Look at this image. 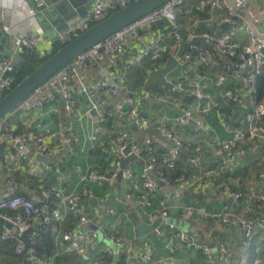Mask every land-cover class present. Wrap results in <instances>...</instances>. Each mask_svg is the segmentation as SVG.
<instances>
[{
	"label": "built area",
	"instance_id": "1",
	"mask_svg": "<svg viewBox=\"0 0 264 264\" xmlns=\"http://www.w3.org/2000/svg\"><path fill=\"white\" fill-rule=\"evenodd\" d=\"M134 1L94 0L86 16L58 33L57 43L67 44ZM186 2L171 0L87 50L0 121V161L4 163L0 168L4 166L11 173L6 180L7 189L0 197V218L12 225L10 228L0 224V242L17 239L15 251L26 252L27 264H55L56 258L64 254L85 256L92 242L101 236L110 243L105 252L113 254L115 247L127 254L120 264L165 261L152 245L133 255L134 240L117 229L122 213L116 207L108 208V214L116 221L107 219L96 224L85 201L96 199L100 190L113 186L118 179L125 183V197H137L151 221H159L153 232L171 241L172 251H201L217 264H232L233 259L228 244L207 245L193 233L168 222L174 208L182 209V220L201 219L239 228L247 251L251 250L258 230L264 234V167L257 174L262 188L246 185L242 189L239 177L232 182L223 177L247 164H263L264 93L260 96L258 88L260 78H264V3ZM35 3L41 8L46 2ZM20 12L23 11L17 7L0 5V28L11 39L14 52L0 55V99L14 88L17 80L15 55L37 50L47 41L37 12L30 5L21 24L6 22L8 16ZM180 14L185 17L183 26L179 23ZM164 22L168 25L160 28L159 24ZM201 24L214 28V32L199 31ZM224 24H228L227 29ZM180 29L188 30L186 40L178 32ZM242 36L248 38L247 44L239 40ZM130 39L138 40L142 49L125 60L128 49L123 46ZM196 41L201 45L194 44ZM105 56L112 64L124 63V68L112 72L102 63ZM167 57L176 60L179 74L165 75L164 91L153 96L155 102L162 104L163 113L153 119L145 113L125 74L147 59L159 68ZM91 66L97 67L98 77L94 81L89 80ZM205 89H213L214 93ZM224 99L226 105L222 106ZM84 103L88 109L83 112ZM169 107L178 112L171 113ZM213 113L224 128L225 137L211 128L209 120ZM15 118L18 124L12 123ZM88 118H95L96 122L90 132L85 128ZM14 125L22 131L18 133ZM103 143L110 150L107 167L99 169L96 164L84 168L82 164L90 162L82 157L87 159L90 151ZM133 156L123 167L124 160ZM69 162L75 164L76 182L68 181L63 173L62 167ZM133 163L139 166L138 170ZM181 163L193 171L179 174ZM207 164L217 167L211 169ZM29 176L42 185L25 194L21 190ZM170 186L176 188L174 198ZM198 191L227 196L237 207L209 209L194 201L175 203L183 193ZM69 216L75 217L76 223L71 229L62 230L61 223ZM35 223L48 227L56 244L64 243L50 260L39 256L34 248L26 250L22 236ZM31 239L36 242L35 232ZM248 257L247 254L241 264H247Z\"/></svg>",
	"mask_w": 264,
	"mask_h": 264
},
{
	"label": "crops",
	"instance_id": "2",
	"mask_svg": "<svg viewBox=\"0 0 264 264\" xmlns=\"http://www.w3.org/2000/svg\"><path fill=\"white\" fill-rule=\"evenodd\" d=\"M31 0H0L1 6H10V7H17L21 9L23 12H20L17 15H10L7 17L6 22L8 24H12L14 26H18L25 20V13L27 11V6ZM82 1L84 0H45L47 7L44 10L45 15H39L37 21L42 26L47 36V41L44 42L39 46V51L41 54H49L54 46L57 44V35L59 33L58 28H63L66 26L68 21H71L72 18H69V13L72 12L71 4L76 6L77 10L82 6ZM92 2V0H91ZM93 4V3H91ZM89 5L90 10L92 9V5ZM25 11V13H24ZM88 12V13H89ZM181 19H185L184 17L179 18V22ZM182 22V21H181ZM186 21L182 22V26L185 24ZM6 34L0 28V44L5 46V49H12V41L11 39L6 40ZM128 49V53H125L124 58L125 60L131 56V53L139 52L142 49V44L138 40H128L124 46ZM124 60V61H125ZM102 63L104 66H107L111 69L112 72H116L118 69L124 68V63L116 62L112 64L110 58L105 56L102 59ZM139 67V68H138ZM129 69L125 74L126 82L136 90V97L138 98L141 106L144 108L145 113L152 117L153 119L158 118L163 113V106L161 103L155 102L153 96L159 92H163V84H164V77L167 74H171L173 76H178L179 74V67L176 60L173 57H167L162 65L158 67H154L152 61L147 59L144 61L142 66H138ZM136 69V70H135ZM140 71V76L137 74ZM137 72V73H136ZM97 67L91 66L89 69V80L94 81L97 78ZM147 93H146V92ZM88 109V104L84 103L82 105V111H86ZM169 111H173V113H177L178 111H174L172 108L169 107ZM53 118H55V114H52ZM210 126L211 128L215 129V131L220 135L225 137V131L222 127L221 123L217 119L216 115L213 113L210 116ZM12 123L18 124V118L12 120ZM81 124V123H80ZM80 124H77V129L82 131V127ZM96 124L95 118H88L87 125L85 126L86 129L90 132L94 125ZM17 125H14L15 129ZM20 126V125H19ZM22 131L21 127H18L17 132L20 133ZM185 131V130H184ZM183 132V130L181 131ZM187 138H192L193 136H186ZM32 159H34L32 157ZM81 159V158H79ZM82 160H87L90 164H82L84 168L87 166L96 165L97 162L92 160L89 156L87 159L82 157ZM75 162H79L75 161ZM263 167H264V156H263ZM0 164H4L0 161ZM27 164V163H24ZM137 170L139 169L138 165ZM254 164V163H251ZM256 164V163H255ZM75 164L69 162L66 166L62 167L64 175L67 177L68 181L76 182L78 180V174L73 170ZM98 165V164H97ZM210 166L211 164H207ZM248 165V164H247ZM259 165V164H258ZM4 167V166H3ZM0 168V197L2 193L5 191L7 178L11 174L8 168ZM261 170V169H260ZM19 173V172H17ZM21 174V173H19ZM22 175V174H21ZM20 176V175H19ZM256 177V176H255ZM26 182V181H25ZM53 182V181H52ZM244 187L246 185H255L259 188H262V182L257 178V180L253 178H248L243 182H241ZM42 183L38 180L34 179L33 177L28 178L27 183L25 184V188L21 190L23 193H28L31 190H38L41 187ZM171 193V197L174 198L176 193V188L169 189ZM30 193V192H29ZM189 194L188 192H185ZM185 193L182 196L175 200V203L178 204H187L194 201L197 204L205 206L209 209H222V208H230L237 206L231 202L227 196L224 195H213L211 192L208 191H198L191 194L189 197L188 195L185 196ZM203 196L199 198V196ZM196 196V197H195ZM174 200V199H173ZM127 201L131 202L132 205L128 204ZM85 204L91 210L92 217L94 218L96 224L102 223L104 220H112L116 221L114 216H110L108 214L109 205L114 206L117 208L119 213H122V217L119 221H117V229L120 233H122L126 238L134 240V247H133V255L141 248L152 245L159 258H166L165 261L161 263H144V264H217V262H210L207 257L201 251H194L190 249H178L176 251H172L171 247L173 243L171 241L165 242V238H160L157 235L152 234L150 232L146 236H141L138 226L139 224H152L148 210L142 206H140L137 202V197L135 199H128L125 197V183L122 182L120 179L113 186H106L104 189L98 192V196L96 199L93 200H86ZM234 204V205H233ZM124 212L130 215V220L126 219ZM182 209L181 208H174L172 211L171 217L173 219H180ZM193 221H197L195 224L194 230L198 233V236L195 235V231L193 233L200 241L207 245H215L218 242H224L230 246L233 252V259L232 264H241L242 261L245 259L246 255L248 254L249 257L251 256L252 249L256 246L255 250L258 253L256 264L259 261L263 262L264 258V234L261 230H258L255 240L253 242L251 250L247 251L244 248V237L243 233L239 228H232L228 226H224L221 228H217L211 226V221L208 220H201L196 219ZM76 223V218L73 216H69L63 223H61L62 230L71 229ZM155 235V236H154ZM258 236V237H257ZM257 239V241H256ZM110 245L109 241L105 238H99L97 241L92 242L90 248L85 256H79L76 254H64L61 255L60 261L55 264H100L99 257L101 252H105L104 248ZM64 246L63 242H58L56 244V251H60ZM114 253L111 255L114 256V260L118 259L119 254L124 253V251H118L115 247H113ZM107 253V252H105ZM126 254V253H124ZM118 255V256H117ZM85 257H87L85 259ZM248 257V259H249ZM127 258V254H126ZM133 258V257H132ZM57 261V260H56Z\"/></svg>",
	"mask_w": 264,
	"mask_h": 264
},
{
	"label": "water",
	"instance_id": "3",
	"mask_svg": "<svg viewBox=\"0 0 264 264\" xmlns=\"http://www.w3.org/2000/svg\"><path fill=\"white\" fill-rule=\"evenodd\" d=\"M93 1L94 0H92V2L91 0L82 1L83 7L79 8L78 6L77 10H74L76 9V6L71 4V7L74 9H72V12L69 13V18H72V20L68 21L66 26H64L63 28H58L59 32L72 25L81 17L86 16L89 12V5L93 3ZM169 1L171 0H136L131 4L113 12L107 18L96 23L91 28L80 34L78 37L65 44L60 50L49 57L41 65H39L31 74L25 77L10 92H8L0 99V121L6 118L18 106H20V104H22L23 101L31 96L39 86L43 85L54 74H56L62 68L66 67L81 54ZM29 5L37 12L36 18H38L40 14L45 15L44 10L47 7L46 3L43 7L37 8L35 0H31L29 2ZM224 28L227 29L228 24H224ZM178 32L180 33L182 38L186 40L188 30L180 29L178 30ZM8 39L9 37L6 36V40ZM194 44L201 45V43L198 41L194 42ZM202 46L205 47L204 45ZM3 54L13 55L14 52L12 49H5V46L0 44V55ZM15 59L17 61V67L21 68L24 66L25 60H23L21 55H15ZM205 91L214 93L213 89H205ZM221 105H226L225 99L221 102ZM92 113L95 117L97 116L96 110H93ZM40 159L45 160L46 162H51V160L49 159ZM131 159H134V156L126 158L123 162V167H125ZM171 187L175 188L173 186ZM158 223L159 221L152 224H139L138 230L141 236H146L150 232H153ZM0 224H5L7 227L12 228L11 224L5 223L1 218ZM165 242H168V240L166 239Z\"/></svg>",
	"mask_w": 264,
	"mask_h": 264
},
{
	"label": "trees",
	"instance_id": "4",
	"mask_svg": "<svg viewBox=\"0 0 264 264\" xmlns=\"http://www.w3.org/2000/svg\"><path fill=\"white\" fill-rule=\"evenodd\" d=\"M189 3H197L198 0H188ZM181 17H184L183 14H180ZM185 18V17H184ZM181 21H185V19H181ZM179 22L182 24V22ZM167 23L159 24L160 28H166ZM199 31H211L214 32V28L201 24L199 27ZM64 45L57 43L53 50L49 54H41L39 51L35 49L27 50L26 53L22 55L23 60H25V64L23 67H16V76L17 80L14 84V87L20 83L25 77L31 74L39 65L45 62L49 57L55 54L58 50H60ZM139 68V67H138ZM136 70V69H135ZM137 73V72H136ZM140 76V71L137 73ZM259 95L261 96L264 93V78H260L259 80ZM109 145L103 143L99 145L95 149L91 150L89 155L92 160H95L99 165V169H105L108 165V158L110 157L109 153ZM211 169H215L217 164H211L209 166ZM263 166L258 164H248L244 167L239 168L233 175L230 173L223 174V177L226 181L232 182L235 177L240 178V182H243L248 178H253L257 180V174L259 170L262 169ZM187 171H193V168L187 166L186 164H179L178 173H183ZM237 174V175H236ZM256 176V177H255ZM241 188L244 189V185H241ZM193 193H190V195ZM190 196L185 193V196ZM196 197V196H195ZM203 198V196H199V198ZM36 233L37 240L36 242H32L31 236L32 233ZM258 237V236H257ZM24 243L26 244V250L28 248H34L39 256L46 260H50L56 251V242L54 233L45 225L41 223H35L33 227L22 236ZM257 241V239H256ZM17 239H8L0 242V264H27V254L24 252L23 254L16 253ZM256 246L252 249L251 256L248 259L247 264H256V259L258 256L257 251L255 250ZM115 256V255H114ZM114 256L109 253H100L99 263L100 264H120L122 261L126 259V254L122 252L119 254L118 259L114 260ZM61 257L56 258V262L60 261ZM261 264H264V259Z\"/></svg>",
	"mask_w": 264,
	"mask_h": 264
},
{
	"label": "rangeland",
	"instance_id": "5",
	"mask_svg": "<svg viewBox=\"0 0 264 264\" xmlns=\"http://www.w3.org/2000/svg\"><path fill=\"white\" fill-rule=\"evenodd\" d=\"M186 3H189V1L187 0ZM255 3H259V4H263L264 0H255ZM239 40L243 43V44H247L248 43V38L246 36H242L239 38ZM184 48H186V45H184ZM225 112V111H224ZM170 189H174L170 186ZM128 204L132 205L131 202L127 201ZM168 222L170 223H174L178 228L184 230V231H188V232H194V228H195V224L197 223V221H186V220H182V219H173L172 217L168 218ZM211 226L217 227V228H221L224 227V225L222 224H215V223H211ZM13 231H17L16 228H14ZM153 234V232H152ZM155 234V233H154ZM195 235L198 236V233L195 231ZM155 236V235H154ZM101 238H103V236H101ZM91 249V248H90ZM87 257H85L86 259ZM264 259V258H263ZM262 261V260H261ZM259 261V263L257 264H261L262 262Z\"/></svg>",
	"mask_w": 264,
	"mask_h": 264
}]
</instances>
